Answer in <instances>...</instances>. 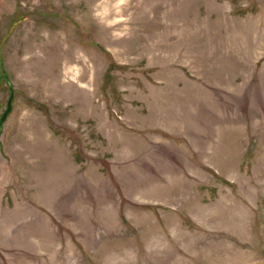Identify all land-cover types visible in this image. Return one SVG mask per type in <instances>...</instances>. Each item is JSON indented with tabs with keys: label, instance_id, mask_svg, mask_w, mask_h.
I'll use <instances>...</instances> for the list:
<instances>
[{
	"label": "rangeland",
	"instance_id": "obj_1",
	"mask_svg": "<svg viewBox=\"0 0 264 264\" xmlns=\"http://www.w3.org/2000/svg\"><path fill=\"white\" fill-rule=\"evenodd\" d=\"M0 264H264V0H0Z\"/></svg>",
	"mask_w": 264,
	"mask_h": 264
}]
</instances>
